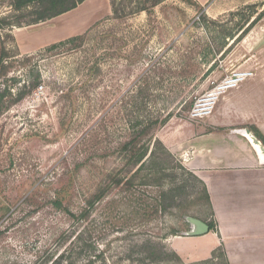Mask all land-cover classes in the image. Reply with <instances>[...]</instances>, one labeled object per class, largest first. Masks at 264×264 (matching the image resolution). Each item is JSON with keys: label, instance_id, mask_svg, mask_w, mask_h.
<instances>
[{"label": "rangeland", "instance_id": "rangeland-1", "mask_svg": "<svg viewBox=\"0 0 264 264\" xmlns=\"http://www.w3.org/2000/svg\"><path fill=\"white\" fill-rule=\"evenodd\" d=\"M140 1L112 0L117 14L89 28L82 43L9 60L13 68L0 79V264H87L89 255L94 264L210 259L139 262L143 254L134 247L142 239L159 240L170 227L183 236L188 217L211 219L203 201L183 216L184 199L139 177L112 187L95 206L90 235L56 205L77 215L114 176L129 178L136 167L124 168L121 145L143 126L137 124L168 117L171 133L194 121L192 106L212 83L264 70V0H213L204 8L194 0H146L147 10L137 12ZM0 6L12 21L23 13L13 12L10 0ZM14 28L0 31V50L17 48ZM165 125L156 128L158 140ZM150 150L163 153L150 145L148 156ZM168 161L180 175L183 161ZM172 238L162 241L169 250ZM85 245L90 254L80 255Z\"/></svg>", "mask_w": 264, "mask_h": 264}, {"label": "crops", "instance_id": "crops-1", "mask_svg": "<svg viewBox=\"0 0 264 264\" xmlns=\"http://www.w3.org/2000/svg\"><path fill=\"white\" fill-rule=\"evenodd\" d=\"M194 1L204 8L213 0ZM109 15L110 0H85L69 12L11 33L19 52L27 55L82 35ZM168 129L169 122L157 136L204 183L217 227L202 236L172 238L171 250L183 260L201 261L222 247L229 264H264V156L245 134L249 131L264 148L253 131L264 138V70L223 95L208 118L182 122L171 133Z\"/></svg>", "mask_w": 264, "mask_h": 264}, {"label": "trees", "instance_id": "trees-1", "mask_svg": "<svg viewBox=\"0 0 264 264\" xmlns=\"http://www.w3.org/2000/svg\"><path fill=\"white\" fill-rule=\"evenodd\" d=\"M83 1L85 0H10V7L13 12L23 13L19 17H17L15 21L11 20L12 17H0V31L6 28H21L40 24L73 10ZM151 1L154 4H157L162 0ZM110 3L112 13L116 15L117 9L115 8L112 0H110ZM146 10V0L144 2L143 0H141L136 7V11L142 12ZM256 20L257 18L252 21L243 32H246L249 28H251ZM86 35L87 34L85 33L79 36L70 37L58 43L47 46L41 50L50 52L57 49L58 47H63L75 43H82L86 38ZM19 55L20 53L17 48H15L13 52L2 46L0 50V79H6L8 74L11 72V69L13 68L12 63H10L9 60ZM39 84V82L35 83L34 87H37V85ZM5 94L10 97L12 96L11 92L6 91ZM17 94L18 98H21L23 95H25L26 93L24 91V88L21 89ZM4 98V92L1 93L0 91V115L1 111L4 108ZM168 120L169 118L167 117L163 120H148L146 123L137 124V126H143L139 131H137V133H133L128 141L121 145V149L127 153L124 168L129 170V168L136 167L135 172L129 178L122 179L119 174L114 176L109 184L101 187L93 196H91V198L86 201L85 206L77 215L72 214L67 209L63 208L61 203L56 202L57 207L63 209L71 217V219L75 221V223L82 224V232H85V234L89 235L93 232V229L88 226L90 217L94 211L95 206L109 194L111 188L120 186L121 184L130 187L132 185L133 179L136 177L140 178L141 185L161 187L162 194L169 195L172 200H175V198H181L182 200L184 199L185 203L188 204H185L180 208V212L183 216H187L185 211L190 206H193V204H195L194 202L199 203L200 201H203L209 209L211 215V219L203 221L209 227L210 232H217L216 223L214 219L212 220L213 211L211 207L210 197L204 183L182 165V167L179 166L181 174H174V166L171 167V164L168 161L170 160V162H172L173 160L171 161V159L173 158V156L155 137L156 128L163 127L168 122ZM253 131L264 145V138L262 137V135L256 129H253ZM150 145H153V147L161 150L163 152L161 156H156L154 150H150V155L148 156ZM148 162H150L149 165H146ZM144 168H147L148 170L142 177H140L139 174L140 172L144 171ZM189 182H192V185H189ZM189 203L191 204L189 205ZM132 213L139 214L140 212H138L137 210L132 211ZM170 236L176 237L182 235H180L174 227H170L168 229V232L160 237L159 240L155 241L154 239L146 238L137 242L134 248L136 250L138 249V252L140 254H143V257H141V260H139V262L145 263L146 261H150L152 263H155L169 261L171 262V260H177L179 263H181L179 256L174 251L169 250L167 246H165V244L162 242ZM90 249L91 245H85L84 248L81 249V252L79 254L83 255L84 252L90 254ZM94 258V260L97 259V257ZM94 260L91 259V255H89L87 264H94ZM202 263L229 264L225 251L222 247H218L217 249H215L212 252L210 259L203 261Z\"/></svg>", "mask_w": 264, "mask_h": 264}, {"label": "built area", "instance_id": "built-area-1", "mask_svg": "<svg viewBox=\"0 0 264 264\" xmlns=\"http://www.w3.org/2000/svg\"><path fill=\"white\" fill-rule=\"evenodd\" d=\"M252 75L253 73L249 71L238 70L222 80L212 83L211 88L195 101L190 111V118L192 120L208 118L223 95L237 88Z\"/></svg>", "mask_w": 264, "mask_h": 264}, {"label": "water", "instance_id": "water-1", "mask_svg": "<svg viewBox=\"0 0 264 264\" xmlns=\"http://www.w3.org/2000/svg\"><path fill=\"white\" fill-rule=\"evenodd\" d=\"M245 134L248 135V137L257 147L260 148L262 155L264 156V148L259 144L255 137L247 130L245 131ZM186 222L191 226V230L187 234H185L187 236L197 237L205 235L209 232V227L207 226V224L200 219L188 217L186 219Z\"/></svg>", "mask_w": 264, "mask_h": 264}]
</instances>
